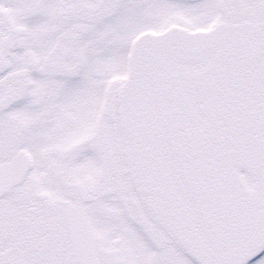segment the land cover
Returning a JSON list of instances; mask_svg holds the SVG:
<instances>
[{"label": "snow or ice", "instance_id": "1", "mask_svg": "<svg viewBox=\"0 0 264 264\" xmlns=\"http://www.w3.org/2000/svg\"><path fill=\"white\" fill-rule=\"evenodd\" d=\"M0 264H264V0H0Z\"/></svg>", "mask_w": 264, "mask_h": 264}]
</instances>
